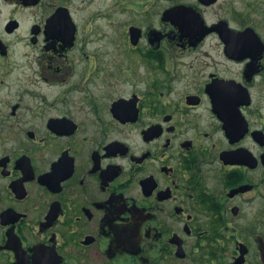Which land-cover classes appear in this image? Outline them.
<instances>
[{"label":"flooded vegetation","instance_id":"1","mask_svg":"<svg viewBox=\"0 0 264 264\" xmlns=\"http://www.w3.org/2000/svg\"><path fill=\"white\" fill-rule=\"evenodd\" d=\"M219 2L0 0V264H264V52Z\"/></svg>","mask_w":264,"mask_h":264},{"label":"rangeland","instance_id":"2","mask_svg":"<svg viewBox=\"0 0 264 264\" xmlns=\"http://www.w3.org/2000/svg\"><path fill=\"white\" fill-rule=\"evenodd\" d=\"M221 10L228 12L225 16L234 28L241 27V23H243V25L245 24L246 26L252 27L264 39V0H220L212 11L220 16L221 14L219 13ZM209 17L214 18L211 13H209ZM93 42L94 40H89L84 43V48L87 50L88 54L104 53L96 52L99 50H105L107 54H111L112 52L109 51L116 47L115 41L109 39V37L106 38V40L97 41V43ZM75 54L77 55V53ZM106 57V63L108 64L110 60H108V56ZM73 63L76 64L77 67L72 71L75 76L72 79L70 78V82L72 80L75 82L79 80L80 75L82 76L86 69V62L78 63L72 60L71 64ZM262 90L264 91V88ZM254 92L258 96V91L256 93V90H254ZM260 103H262V112L264 114V103L262 101Z\"/></svg>","mask_w":264,"mask_h":264},{"label":"water","instance_id":"3","mask_svg":"<svg viewBox=\"0 0 264 264\" xmlns=\"http://www.w3.org/2000/svg\"><path fill=\"white\" fill-rule=\"evenodd\" d=\"M174 13H170V17L175 19L176 21H180L183 24H194L195 22V15L190 12L188 9L180 8V9H174L172 10ZM225 37V38H224ZM223 39H225V43L227 44V50L230 52V56L232 57H238V58H254L256 56L261 57V55L264 52V45L260 41L257 34L252 29H247L242 33L236 34L232 31H228V33L223 34ZM251 51L252 54H251ZM243 53V54H242ZM253 53H256V55H253ZM258 59V58H256ZM237 87H234L236 97L237 93L240 94V98L243 100H246V97L248 96L247 90L239 87V85H236ZM232 89V90H234ZM238 103H241L242 105H248V102H244V104L240 102H234L233 105L230 103L228 104L230 107H233L232 112L234 113V116H231L228 118L229 121H235L237 118H241L239 116V112L237 110V107L239 106ZM231 111H228L230 113ZM237 114V115H236ZM227 136L232 137L233 134L228 129ZM252 160V157H250ZM250 160V165H251Z\"/></svg>","mask_w":264,"mask_h":264}]
</instances>
